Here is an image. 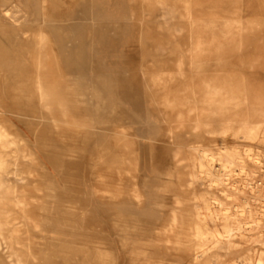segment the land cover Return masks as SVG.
Returning a JSON list of instances; mask_svg holds the SVG:
<instances>
[{"label": "rangeland", "instance_id": "rangeland-1", "mask_svg": "<svg viewBox=\"0 0 264 264\" xmlns=\"http://www.w3.org/2000/svg\"><path fill=\"white\" fill-rule=\"evenodd\" d=\"M102 4L99 12L93 0H0V105L8 108L0 122L16 151L36 157L19 155V175L8 158L0 174L18 186L26 217L4 226L0 264L13 248L24 264H264V0ZM204 81L224 91L203 103ZM124 91L151 100L144 123L169 111L157 140L140 138L144 126L130 116L120 125L121 105L138 118ZM247 127H257L254 137ZM192 145L214 155L202 160L207 169L238 151L234 172L221 185H189L201 162ZM202 197L220 211L208 228L240 223L231 244L206 253L194 236Z\"/></svg>", "mask_w": 264, "mask_h": 264}, {"label": "bare ground", "instance_id": "bare-ground-1", "mask_svg": "<svg viewBox=\"0 0 264 264\" xmlns=\"http://www.w3.org/2000/svg\"><path fill=\"white\" fill-rule=\"evenodd\" d=\"M84 1H86V0H84ZM93 2L96 4L97 8L99 9V12H102L103 0H93ZM28 10L26 11V13L29 14L30 10L29 11ZM3 12L5 14L8 13L7 10H5ZM108 15H111V17H116V18L119 17V13H116V12L110 13ZM71 18L72 17L69 14L68 18H66V19L70 20ZM67 28L68 29H76V27L73 25L69 26ZM224 30L226 33L230 32V35H231V32L233 30V26L231 24L225 25ZM78 50H80V56H79V60H80L79 65L80 66H78V68L83 69L85 62H86L85 52H83V49L80 47ZM69 59H71V58L67 57L66 60L69 62V64H71V66L73 68H75V65L73 63H71V61H69ZM72 60H74V57ZM199 87L200 88L198 90L205 92L204 94H203V92L199 93V95L202 94L204 97L203 103H206L209 101H214L213 99L216 98V95L222 94V91H224V89L221 86L219 87V86L214 85L213 83L207 82V81H204L202 83V85H200ZM204 89H205V91H204ZM128 94L130 95V97H128V99L127 98L126 99L131 101L134 104L135 113H136L138 118H132L131 114L128 111H126V109L123 105L120 104L121 105L120 109H119L120 111L117 115L118 121H120V125L125 126V122H126L125 117L130 116L133 123H137V124L141 123L144 126L143 128H136L137 129L136 132L140 138L146 139L149 141L156 139V137L158 136L157 133L160 130L165 131V128H166L165 124L166 123H164V122L166 121L168 123V121L170 120L169 111L168 112L165 111L161 115V118L158 117V119L152 117L149 114V117H147V119L145 120V123H144L142 120V113L144 111V103H148L151 100L149 98L144 99V97H142L143 95H139V94L131 95L129 92L124 91L125 96H129ZM164 99H167V98L164 96ZM197 104H198L197 102L194 103V105H197ZM151 105H152V103H151ZM7 110H8L7 107L0 105V114H2L4 116V114H6L8 112ZM149 110L151 111V109H149ZM0 119H3V117H0ZM138 120H140V121L138 122ZM10 124H12V123H10ZM10 127H11V125H10ZM197 128H194V129L197 130ZM257 130H258L257 127L256 128L255 127H247V129H246V131L250 137H254L256 135ZM123 132L121 133V137H123V138H121L123 140L122 145H124L126 143V138H127L126 133H123ZM195 137L198 138V136H195ZM15 145H16L15 138L10 133V131L4 125H2V123L0 122V174L5 171L6 165L8 163V158L13 159L14 165L16 166V170L14 171V173L16 175H19L20 173H22V169L20 166L21 165L20 164V158L26 157V155L28 157H30V156L35 157L34 153H31L28 155V154H25L24 152L21 153L20 151H16L14 149ZM125 146H124V148H125ZM190 150H191L190 155H192L193 157L199 158L201 161L199 164V167H196V165H195V167H193L194 170H192L189 174H187L188 179H189V185H191V186L196 184V182H198L199 179L201 180L204 178L211 179L212 184H214V183H217V185L223 184L225 182V180L230 176V173L234 172L233 166H234V162H235V157L240 155L238 153V151H236V150L226 151L222 155V157H224V160H221L219 165H214V163L212 162L209 165V169H207L208 166L205 163H202V160L205 158H208V157H210L209 159L212 160L214 155L208 154L205 150H202V149H200V147L195 146V145L190 146ZM124 152H125V150H122V156H124V158L123 157L122 158L125 162L127 155H125ZM246 152L248 153V151H246ZM248 156H252V154L248 153ZM35 159H36V157H35ZM242 166H243L242 168L244 169V163L242 164ZM212 167L214 168V170L212 169ZM196 168L199 169L198 173L196 172ZM126 169L127 168H125V171H123V173L126 172ZM121 180H124V179H121ZM132 187H133L134 193L136 195L135 198L139 200V198H138L139 194L136 192L137 191L136 184H133ZM249 189H253V187H249ZM17 193H18V186L15 183H10L8 185H5L0 180V252H5V253L8 252V249H6V248H8L7 244H6V246H3V242H2L3 241L4 226L7 224H12V223H14V225H18L21 220L26 218L24 215L21 214V210L24 206V201L19 196H17L18 195ZM201 201L203 203L196 207V209H197L196 210V218H197L198 222L195 224V227H194V236L197 237V239L200 241V243L198 244V249H201L202 253H206L212 248L211 247L212 245H213V247H217V246H220L222 244L228 246L229 244H231L232 237L240 229V226H239L240 223H238L236 221L237 224H235V222L233 224H230V226H228L224 232H220L218 230L208 228V226L205 224L206 221H208L209 219L214 220V218H219L220 215L218 212H220V211H218L217 209H214V206L212 208V205L208 203V200L206 198L202 197ZM210 201L212 202L213 205H222V203L218 202V200L215 198H211ZM175 203L177 205L180 204L179 198H175ZM243 210H245L244 212H246V213L247 212L251 213L250 207L249 208L244 207ZM227 215L228 214L225 213L223 216L226 217ZM157 217H159V216L157 215ZM230 217L234 218L233 221L236 218H238V216H235L232 214H230ZM250 218H253V217H250ZM169 219H171L169 222V230L171 233L172 232L175 233V230L179 224V215L176 212H173ZM164 229H166V228H164ZM15 232H18V230L16 229ZM11 246L12 245L10 244V248L12 249ZM198 257L199 256H196L195 254L192 255V258L194 261H197ZM7 259H8L9 264H24L23 259L20 258L16 253L14 254V248L11 251V254H9L7 256Z\"/></svg>", "mask_w": 264, "mask_h": 264}]
</instances>
